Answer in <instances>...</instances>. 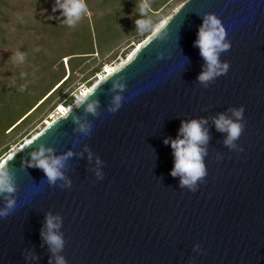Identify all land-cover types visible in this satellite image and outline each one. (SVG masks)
I'll use <instances>...</instances> for the list:
<instances>
[{"label": "water", "instance_id": "1", "mask_svg": "<svg viewBox=\"0 0 264 264\" xmlns=\"http://www.w3.org/2000/svg\"><path fill=\"white\" fill-rule=\"evenodd\" d=\"M208 14L225 30L229 48L218 62L227 71L201 83L206 64L194 41ZM162 25L82 103L3 159L15 208L0 218V264L57 256L65 264H264V0H185ZM116 95L121 106L110 112ZM241 107L244 127L230 148L214 120H235ZM192 119L208 134L195 191L170 175L164 143ZM40 147L51 158L71 153L63 179L49 184L28 166ZM48 216L59 219L55 252L41 236Z\"/></svg>", "mask_w": 264, "mask_h": 264}, {"label": "trees", "instance_id": "2", "mask_svg": "<svg viewBox=\"0 0 264 264\" xmlns=\"http://www.w3.org/2000/svg\"><path fill=\"white\" fill-rule=\"evenodd\" d=\"M168 1L160 0L154 5L147 0L148 15L155 18L159 8ZM84 3L87 14L73 27H68L59 16V10L52 11L53 0H0V149L37 115L55 113L59 105L70 106L73 94L78 92L73 88L60 99L55 98L67 89L74 75L84 74L85 80L99 72L102 64L88 71V61L94 62L95 57H102L105 52L115 57L120 44L125 46L120 54L124 56L132 49L134 39L139 43L133 23L137 9H131L129 2L84 0ZM118 10L122 14L116 13ZM99 14H110L111 20L104 23L103 18H98ZM99 30L102 38H99ZM17 50L25 54L23 63L8 59L10 53ZM63 59H66L67 76ZM21 87L23 91L19 90ZM48 105L51 106L46 109ZM8 147L2 148L0 155Z\"/></svg>", "mask_w": 264, "mask_h": 264}, {"label": "clouds", "instance_id": "3", "mask_svg": "<svg viewBox=\"0 0 264 264\" xmlns=\"http://www.w3.org/2000/svg\"><path fill=\"white\" fill-rule=\"evenodd\" d=\"M150 5L147 0H140L136 5L137 18L133 21L135 30L138 34H145L152 30L153 19L148 15ZM59 10V16L63 23L68 27H73L82 16L88 12L84 0H53L52 11ZM163 27V25H161ZM225 30L222 27L219 19L213 15L208 14L202 17V22L198 26L194 46L197 47L199 55L205 61L206 67L202 70L197 79L201 83L208 82L216 76L227 71V65L218 62L219 53L226 51L229 44L225 42ZM9 60L15 63H23L25 54L19 50L10 53ZM112 72V69H108ZM23 91V87L19 89ZM87 98V94L80 92L75 96V103L78 106ZM122 102V97L116 95L113 97L112 107L110 112H115ZM86 111L94 113V103H88ZM63 117L67 115V109L60 112ZM232 116L235 120L225 118L219 115L214 120V126L217 131L226 133V138L223 143L230 148L236 147L234 141L238 139L244 127L240 121L243 118V108L232 110ZM203 120L192 119L189 121H181L177 129V137L174 139H165L172 150L173 164L170 169V175L179 177V186L187 187L190 191L196 190V182L205 176V168L202 163V156L204 150L201 145L206 144L208 140L207 130L202 128ZM81 132L87 131L86 125H81ZM241 151L242 149H238ZM50 149L40 147L39 150L31 153V162L29 167L40 169L49 184L54 183L57 179H63L61 169L63 161L66 156H71L67 153L66 156H59L51 158L46 156V152ZM97 179H102V174L97 173ZM15 191L14 178L9 171L8 162L0 161V194H5L3 199L5 201L4 207L0 208V218H3L11 213L15 208V201L6 194H11ZM56 221L54 223L53 221ZM46 233H41L42 239L50 246V250L55 252L63 247V240L60 235L54 232V229L59 228L58 217L48 216L45 219ZM55 264H65L62 257L55 258Z\"/></svg>", "mask_w": 264, "mask_h": 264}, {"label": "rangeland", "instance_id": "4", "mask_svg": "<svg viewBox=\"0 0 264 264\" xmlns=\"http://www.w3.org/2000/svg\"><path fill=\"white\" fill-rule=\"evenodd\" d=\"M127 2H129V6L131 7V9H133L134 11L136 10V5L134 4V2H132L131 0H126ZM160 0H150L151 4L156 5L157 3H159ZM185 0H169L165 6H162L159 8V10L156 12V17L153 18V26H152V30L141 35L139 34L137 38L139 39V43L137 44L135 39L133 42L134 45L132 46V49L125 54L124 56H121L120 54L125 50V46L122 44H120V49H119V53L115 56L112 57L111 52H105L102 57L97 56L95 57L96 60L93 61H88L89 64V70H91L93 67L97 66L98 64H102L99 72L97 74H94L90 77H88L87 79H83L84 78V74H76L74 75V78L71 80V82L69 83L68 87L66 90H64L63 92H61L56 98L55 100L60 99L68 89L73 88V91H80L83 92L85 91L87 88L91 89L99 80H100V76H102L103 74H101L102 70L111 68V67H115V66H119L121 63H124L127 60V57L132 54L131 52L135 50V48L143 43L150 35H152L153 31L157 30L158 27H160V25L184 2ZM127 12L130 11L126 8ZM116 13L118 14H122L120 12V10L116 11ZM103 18L104 23L108 22L109 20H111V15L110 14H106L104 16L100 15L98 16V18ZM118 20V19H117ZM102 23V24H104ZM99 38H102V35L100 34V30H99ZM130 41H132V39H130ZM133 43H130V45H132ZM124 48V49H123ZM96 56V55H95ZM62 64H63V68L65 71V76L68 75V70H67V65H66V59L62 60ZM57 69V68H56ZM86 71V73L88 72ZM51 105H48L46 107V109H48ZM67 108V107H66ZM45 109V110H46ZM44 110V111H45ZM56 110V107H55ZM15 111V110H14ZM46 112V111H45ZM16 113V112H12ZM54 113L52 114H48L46 116H43V114L37 115L35 118H33V120L27 124L25 127H23L16 135H14L11 139L8 140L6 145H3L2 148H4L5 146H9L8 150L3 154L0 155V161H2L9 153H12L13 151L17 150L26 140L30 139L31 137H33L34 135H36L37 133H39L46 124H48L50 122V120H53V116ZM53 116V117H52ZM1 119V117H0ZM3 119L5 120V118L3 117ZM7 133V132H5ZM0 149V150H1Z\"/></svg>", "mask_w": 264, "mask_h": 264}, {"label": "bare ground", "instance_id": "5", "mask_svg": "<svg viewBox=\"0 0 264 264\" xmlns=\"http://www.w3.org/2000/svg\"><path fill=\"white\" fill-rule=\"evenodd\" d=\"M162 24H163V23H162ZM162 24H161V25H162ZM161 25H160V26H161ZM159 28H160V27H158L157 30H158ZM157 30L153 31L152 34H154ZM150 36H151V35H150ZM150 36H149V37H150ZM149 37H148V38H149ZM148 38H147V39H148ZM147 39H146V40H147ZM139 45H140V44H139ZM139 45H138V46H139ZM138 46L135 48V50L138 48ZM135 50L132 51L131 53L133 54V53L135 52ZM132 54H130V55L127 57V60H129V59L131 58ZM127 60H126V61H127ZM126 61H125V62H126ZM123 64H124V63H121L119 66L111 67V68H108V69H112V72H113L114 70H116L117 68H119V67H120L121 65H123ZM108 69H104V71H103V73H102L103 75L100 76V80H99L94 86H96V85H97L99 82H101V81H102V80H103L108 74L111 73V72L108 71ZM94 86H93V87H94ZM93 87H92V88H93ZM92 88H91V89H92ZM91 89H88V88H87V89H86L85 91H83V92L86 93V94H88V93L90 92ZM75 105H76V103L74 102V103H73L72 105H70L68 108H64V109H67V110H68L69 108H71L72 106H75ZM58 110H59L58 112H61L62 108L59 107ZM55 117H56V115H54L53 119H55ZM51 121H52V119L50 120V122H51ZM50 122H49V123H50ZM11 154H12V153H9V154L6 156V158H7L9 155H11ZM6 158H5V159H6ZM5 159H4V160H5ZM4 160H3V161H4Z\"/></svg>", "mask_w": 264, "mask_h": 264}, {"label": "built area", "instance_id": "6", "mask_svg": "<svg viewBox=\"0 0 264 264\" xmlns=\"http://www.w3.org/2000/svg\"><path fill=\"white\" fill-rule=\"evenodd\" d=\"M104 69H105V68H104ZM104 69L102 70L101 74L103 73ZM79 93H80V91H78L76 94H79ZM76 94H73V102H72V104L75 102V96H76ZM72 104H71V105H72ZM59 107H60V105H59V106L56 108V110H55V113H54V115H56L55 118H58V117L60 116V112H58V111H59V110H58ZM68 107H69V106H68ZM68 107H67V108H68ZM54 115H53V116H54ZM53 116H52V117H53Z\"/></svg>", "mask_w": 264, "mask_h": 264}]
</instances>
